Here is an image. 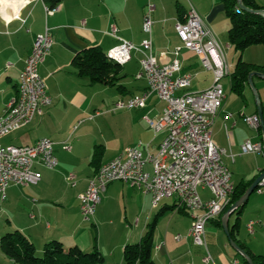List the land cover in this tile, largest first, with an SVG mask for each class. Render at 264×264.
Here are the masks:
<instances>
[{
  "label": "crops",
  "instance_id": "crops-1",
  "mask_svg": "<svg viewBox=\"0 0 264 264\" xmlns=\"http://www.w3.org/2000/svg\"><path fill=\"white\" fill-rule=\"evenodd\" d=\"M256 2L264 6V0ZM149 5L154 21L153 53L158 62L167 64L177 58L181 61L177 75H194L190 87L179 90L178 94L202 91L214 82V72L203 66L196 52L184 47L176 29L177 21L185 19L191 6L223 44L229 65L225 76H229V83L226 89L224 76L221 82L226 98L213 126V140L228 151L224 161L232 172L234 185L253 183L264 171V153H242V145L248 140L264 145V131L251 127L243 118L258 114L256 98L252 101L248 95V91L253 92L249 82L242 94L232 90V73L243 56L230 41L231 18L226 0H62L53 8L45 0H30L26 4L23 0H4L0 3V114L17 97L20 74L35 38L47 28L52 46L39 70L53 101L31 122L1 137V142L32 145L42 137H50L55 142L58 165L49 168L36 163V169L42 173L37 184H12L4 198L0 195V243L6 232L19 230L34 243L38 254L48 242L60 240L65 248L75 245L84 251L97 248L104 257L101 264H124L125 245L140 241L150 224L157 220L153 237L155 264H206L203 262L206 248L197 245L190 235L193 216L202 211L182 209L176 197L164 198L155 206L150 193L128 182L114 181L102 194L92 219L85 220L81 213L79 195L102 165L119 155L125 158L128 148L140 142L144 143L145 151L157 154L166 136L165 132L155 133L145 118L162 116L166 101L158 93L148 94L144 107L116 108L119 101L148 92V81L137 76L141 70V53H133L132 59L124 64L123 72L126 76L128 66L139 81L128 82V86L124 77L120 81L121 90L90 83L78 74L73 64L77 54L92 46L107 53L121 39L141 43L148 37L143 24ZM245 61L261 63L255 58ZM263 80L253 78L264 113ZM109 88L116 89L119 95ZM66 144L71 149H66ZM99 147L102 154L94 163L95 150ZM146 170L152 171L150 163ZM199 193L204 200L212 197L207 187H200ZM242 206L240 214L234 211L230 215V230L240 217L238 239L255 254L264 256V190L256 189ZM161 209L164 211L159 214ZM226 212L206 227L209 252L215 264H249L231 245L223 228L222 217ZM250 221L254 222L252 231L248 227ZM178 235L182 238L178 239ZM0 264L19 263L0 248Z\"/></svg>",
  "mask_w": 264,
  "mask_h": 264
},
{
  "label": "built area",
  "instance_id": "built-area-1",
  "mask_svg": "<svg viewBox=\"0 0 264 264\" xmlns=\"http://www.w3.org/2000/svg\"><path fill=\"white\" fill-rule=\"evenodd\" d=\"M52 11V10H48ZM152 6L149 5L145 15L143 29L148 37L136 44L121 39L114 48L128 56V61L134 52L141 53V70L139 78L148 81V92L134 95L127 101H119L116 108L144 107L146 97L152 92L166 101L163 114L159 119L146 116V120L155 133L165 132L157 154L145 151L144 143L130 146V163H123L120 155L107 162V177L102 178L98 187H87L79 195L81 213L84 219H92L96 208L102 200V194L108 185L114 181L128 182L132 186L152 195V202L159 205L164 198L176 197L179 206L191 211L201 210L193 216L190 235L197 245L206 248L207 254L203 258L206 264L214 263L206 241V227L212 219L219 216V208L229 203L230 193L235 189L232 172L226 165L224 157L228 154L225 148L218 146L213 140V118L217 117L226 93L222 84L223 77L229 73L225 47L209 29L199 12L191 6L184 20L176 23V29L184 47L196 52L204 67L214 72L213 84L202 91L184 92L179 90L190 87L192 73L177 75L181 70V61L177 60V67H164L158 62L153 53L151 16ZM113 34L116 30L113 29ZM52 46L50 29L39 33L32 47L31 54L26 60L20 79L26 80L27 95L25 105L19 109L18 118L7 122L0 133V195L6 196L7 188L12 184L35 185L42 173L36 169V163L49 168L58 165V158L54 153L55 142L50 137H42L34 147L26 145H5L1 137L9 132L28 124L37 114H42L43 107L52 103L53 99L46 91L44 79L40 73V64L47 58ZM176 54L179 49L175 50ZM14 99V98H13ZM11 99L0 114L3 118L9 111ZM23 110H30V117L26 124H19V115ZM231 116V114H228ZM244 121L253 128L260 127L258 114L244 115ZM71 149L69 144L64 146ZM262 152V142L246 141L242 145V153ZM152 165V171L146 170V165ZM74 176H70V180ZM207 187L212 193L208 200L202 199L199 188ZM264 190V178L259 182L257 191ZM1 212V210H0ZM253 221L248 224L253 230ZM181 239V235L177 236Z\"/></svg>",
  "mask_w": 264,
  "mask_h": 264
},
{
  "label": "trees",
  "instance_id": "trees-1",
  "mask_svg": "<svg viewBox=\"0 0 264 264\" xmlns=\"http://www.w3.org/2000/svg\"><path fill=\"white\" fill-rule=\"evenodd\" d=\"M50 8L56 7L62 0H45ZM243 3L251 9H262L256 0H243ZM226 8L231 18L230 41L235 49L242 52L249 46L264 44V17L257 13L240 11L237 0H226ZM78 74L89 80L90 83H99L106 86H114L118 90L123 89L121 80L125 77L124 64L111 58L97 46L87 48L79 53L73 60ZM251 71L264 73V63L255 64L247 62L240 57L232 73V90L242 94L248 83V75ZM261 130V127L258 128ZM102 154L101 148L95 150L93 162L96 163ZM250 182H240L230 197L229 203L223 207L218 217L228 211L230 207L244 194ZM177 202V199H176ZM177 205V203H176ZM182 209H186L181 206ZM243 206L235 209L237 214L242 211ZM161 209L159 214H162ZM216 219V218H215ZM238 220L240 217L237 218ZM214 220V219H212ZM211 220V221H212ZM238 220L230 230L232 239L252 258L254 264H264V256L252 252L245 244L238 239ZM156 221L150 224L149 230L137 243H129L124 247V264H155L153 258V237ZM1 250L19 264H101L104 260L102 253L96 248L92 251H84L79 246L65 248L60 240L48 242L41 254H38L34 243L29 240L21 231L15 230L6 232L1 237Z\"/></svg>",
  "mask_w": 264,
  "mask_h": 264
},
{
  "label": "bare ground",
  "instance_id": "bare-ground-1",
  "mask_svg": "<svg viewBox=\"0 0 264 264\" xmlns=\"http://www.w3.org/2000/svg\"><path fill=\"white\" fill-rule=\"evenodd\" d=\"M108 55L120 62L121 64H125L128 62V56L125 53L121 52L119 49L112 48L108 51ZM164 67H177V60H173L170 63L164 64ZM20 79V78H19ZM26 95H27V86L26 80L20 79L18 86V95L16 98L12 100L9 105V111L5 112L3 118H0V133H2V129H5L7 122H11L12 119L18 118L19 109H21L26 103ZM28 117H30V110H23V113L19 115V124H26L28 122ZM216 117L213 118V126L215 124ZM26 147H34L32 145H26ZM126 157L120 156V160H123V163H130V148H128L126 152ZM107 177V163L102 165L97 171L95 177L90 180L88 187H98L101 183L102 178ZM234 189H232L230 193V197L233 193ZM230 200V198H229ZM223 207L219 208V214L221 213ZM90 220V219H86Z\"/></svg>",
  "mask_w": 264,
  "mask_h": 264
},
{
  "label": "water",
  "instance_id": "water-1",
  "mask_svg": "<svg viewBox=\"0 0 264 264\" xmlns=\"http://www.w3.org/2000/svg\"><path fill=\"white\" fill-rule=\"evenodd\" d=\"M238 6L241 11H247L251 13H257L260 14L264 17V9H251L247 7L244 3L243 0H238ZM254 76L261 77L264 79V73L259 72V71H251L248 75V82L251 85L256 101H257V107H258V115L260 118V126L264 131V113L262 109V105L260 102V97L259 94L255 88L253 78ZM264 178V171L253 181V183L247 188V190L244 192V194L228 209V211L223 215L222 217V225L229 237V241L231 245L243 255V257L246 259V261L249 264H254L252 258L231 238L230 236V227H229V217L230 215L235 211L236 208L242 206L245 204L251 194L257 189L259 182Z\"/></svg>",
  "mask_w": 264,
  "mask_h": 264
},
{
  "label": "rangeland",
  "instance_id": "rangeland-1",
  "mask_svg": "<svg viewBox=\"0 0 264 264\" xmlns=\"http://www.w3.org/2000/svg\"><path fill=\"white\" fill-rule=\"evenodd\" d=\"M257 47V48H256ZM235 49V48H234ZM232 52H234V50H232ZM242 56L243 58L247 59V58H255L256 60H261L259 62H261L260 64H263L264 63V44H255V45H252L248 48H246L243 53H242ZM239 58V55L235 58L236 60ZM245 59V60H246ZM129 72V73H128ZM125 73L127 74L125 76V78L123 79V81L128 85V82H136V81H139V79H136V75L135 73H132L129 71V68L128 66H126L125 68ZM264 81V80H263ZM223 83L225 85V87L227 86V84L229 83V76H225L224 79H223ZM129 86V85H128ZM111 89V91H114L116 94L119 95L118 91L114 88H109ZM227 89V87H226ZM250 92L248 91V95L250 97V99L252 101L255 100V95L253 92H251V94H249ZM236 178V177H235ZM255 195V193H254ZM161 207V205L156 209V212L158 211V209Z\"/></svg>",
  "mask_w": 264,
  "mask_h": 264
},
{
  "label": "clouds",
  "instance_id": "clouds-1",
  "mask_svg": "<svg viewBox=\"0 0 264 264\" xmlns=\"http://www.w3.org/2000/svg\"><path fill=\"white\" fill-rule=\"evenodd\" d=\"M3 2H4V0H0V3H3ZM28 2H30V0H23V3H25V4L28 3Z\"/></svg>",
  "mask_w": 264,
  "mask_h": 264
}]
</instances>
